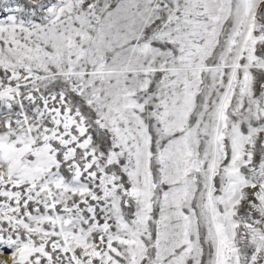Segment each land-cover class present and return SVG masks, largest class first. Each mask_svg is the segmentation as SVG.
<instances>
[{"label": "snow or ice", "instance_id": "1", "mask_svg": "<svg viewBox=\"0 0 264 264\" xmlns=\"http://www.w3.org/2000/svg\"><path fill=\"white\" fill-rule=\"evenodd\" d=\"M0 264H264V0H0Z\"/></svg>", "mask_w": 264, "mask_h": 264}, {"label": "rangeland", "instance_id": "2", "mask_svg": "<svg viewBox=\"0 0 264 264\" xmlns=\"http://www.w3.org/2000/svg\"><path fill=\"white\" fill-rule=\"evenodd\" d=\"M7 258H8V257H6V256H5V257H0V259H7Z\"/></svg>", "mask_w": 264, "mask_h": 264}]
</instances>
